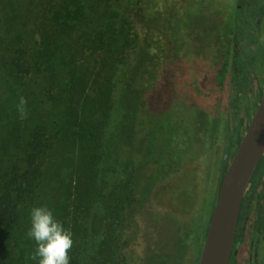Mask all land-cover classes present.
Masks as SVG:
<instances>
[{"label":"rangeland","instance_id":"rangeland-1","mask_svg":"<svg viewBox=\"0 0 264 264\" xmlns=\"http://www.w3.org/2000/svg\"><path fill=\"white\" fill-rule=\"evenodd\" d=\"M255 1L252 32L243 26L263 41L254 66L258 82L242 111L246 127L264 90L263 0ZM30 4L0 0V136L9 134L0 139V148L11 157L19 151L27 126L63 119L62 114L53 116L61 103L54 104L41 88L38 98L29 101L23 84L14 83L3 65L17 28L27 53L35 49L36 28L23 11ZM235 4L236 0H118L115 26L121 36L118 70L111 72L114 94L110 92L109 102L99 107L90 103L86 129L71 131L74 146L66 151L67 160L57 163L62 188L55 190L63 191V198L78 189L96 196L90 208L82 204L75 211L69 205V225L64 226L72 232L69 264H198L223 173L235 151L230 153L234 143L225 134L227 49ZM30 81L26 78L24 84ZM243 133H236L235 139L240 141ZM80 139L87 141L83 148ZM131 184L137 211L117 245L106 249L108 217L114 218V206L120 202L109 204L107 197L117 196L116 190L124 195ZM175 186L189 189L185 206L176 204ZM249 224L236 264H264V232L256 235L253 246ZM101 246L105 250L100 252Z\"/></svg>","mask_w":264,"mask_h":264},{"label":"trees","instance_id":"trees-1","mask_svg":"<svg viewBox=\"0 0 264 264\" xmlns=\"http://www.w3.org/2000/svg\"><path fill=\"white\" fill-rule=\"evenodd\" d=\"M117 2L118 0H30L31 4L23 10L26 11L24 18H28L36 28L32 31L37 32L33 40L35 49L27 53L20 28H17L14 35L16 40H11L8 45L9 52L3 57V65L14 83L23 84L29 101L31 97L34 100L38 98L41 88L49 94V98L54 99V104L61 103L62 107L55 109L53 116L62 114L63 119L60 122L45 120L39 125L27 126L16 156L11 157L7 149L3 151L0 148V264H34L35 261L30 257L36 243L26 234L30 228L32 207L47 206L55 219L60 220L63 226H68L66 218L70 215V204L75 211L82 204L89 208L93 205L96 196L81 189L67 198H63V191L55 190L62 188L57 175V163L65 162L68 156L66 151L74 146L71 131L86 129V110L90 103L94 108L111 99V72L112 69L114 72L118 70L115 58L116 53H119L120 39L119 30L115 26L118 20V12L115 10ZM255 2L236 0L233 11V32L227 49L230 83L225 111V134L234 143L230 153H233L239 141L238 138L235 139L236 133L241 135L246 129L243 107L249 102V93L258 82L254 66L257 49L263 40L249 34L252 32L251 17ZM261 13L264 21V0ZM243 23L249 32L245 31ZM125 42L126 39L123 44ZM84 63L86 66H83ZM26 78L31 79L28 84H24ZM190 86L197 89L199 94L202 93L195 82ZM86 88L88 93H85ZM109 107L105 106L107 111ZM8 137L9 134L4 138L0 136V139ZM79 142L80 148H83L87 141L80 139ZM262 161L264 163V156ZM83 162L81 161L82 166ZM133 187L131 184L124 195L116 190L117 196L107 197L109 204L120 202L114 206V218L111 217L110 220L108 217L103 236L106 249L116 246L117 241L131 226V219L137 211L131 196ZM175 187L173 198L176 204L185 206L191 197L189 189ZM248 222L250 226L247 233L251 244L255 246L259 239L256 235L264 232V166L257 170L242 200L235 246L241 244ZM104 250V246L99 247L100 252ZM111 253L112 249L110 255ZM237 254L238 252L231 256L232 262L229 264H236Z\"/></svg>","mask_w":264,"mask_h":264},{"label":"water","instance_id":"water-1","mask_svg":"<svg viewBox=\"0 0 264 264\" xmlns=\"http://www.w3.org/2000/svg\"><path fill=\"white\" fill-rule=\"evenodd\" d=\"M264 156V90L224 170L198 264H228L240 208L260 158Z\"/></svg>","mask_w":264,"mask_h":264},{"label":"clouds","instance_id":"clouds-1","mask_svg":"<svg viewBox=\"0 0 264 264\" xmlns=\"http://www.w3.org/2000/svg\"><path fill=\"white\" fill-rule=\"evenodd\" d=\"M26 234L36 243L30 258L37 264H69L72 232L54 218L47 206L30 209V228Z\"/></svg>","mask_w":264,"mask_h":264},{"label":"flooded vegetation","instance_id":"flooded-vegetation-1","mask_svg":"<svg viewBox=\"0 0 264 264\" xmlns=\"http://www.w3.org/2000/svg\"><path fill=\"white\" fill-rule=\"evenodd\" d=\"M262 159H263V156L260 158V160H259V162H258V164H257V166H256V169H255V171H254V174H253L252 180H253L254 175L256 174L257 170H258L261 166H264V163H263ZM252 180H251V181H252ZM250 183H251V182H250ZM250 183H249V185H250ZM244 196H245V195H244ZM239 246H240V245H239ZM239 246H235V245H234V247H236L237 249H236V252H234V253L231 254V256H232L233 254H235V253L238 252V247H239ZM253 261H254V260H253ZM230 262H232L231 257H230V261H229V263H230ZM236 262H237V260H236ZM229 263H228V264H229Z\"/></svg>","mask_w":264,"mask_h":264}]
</instances>
